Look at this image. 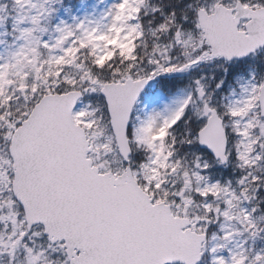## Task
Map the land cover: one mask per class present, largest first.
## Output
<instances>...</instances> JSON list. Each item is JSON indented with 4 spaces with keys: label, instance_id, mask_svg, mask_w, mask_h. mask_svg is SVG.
Here are the masks:
<instances>
[{
    "label": "snow or ice",
    "instance_id": "snow-or-ice-1",
    "mask_svg": "<svg viewBox=\"0 0 264 264\" xmlns=\"http://www.w3.org/2000/svg\"><path fill=\"white\" fill-rule=\"evenodd\" d=\"M0 264H264V0H0Z\"/></svg>",
    "mask_w": 264,
    "mask_h": 264
}]
</instances>
